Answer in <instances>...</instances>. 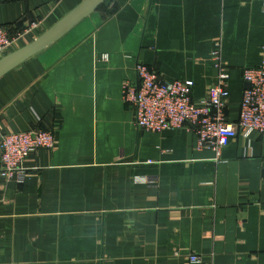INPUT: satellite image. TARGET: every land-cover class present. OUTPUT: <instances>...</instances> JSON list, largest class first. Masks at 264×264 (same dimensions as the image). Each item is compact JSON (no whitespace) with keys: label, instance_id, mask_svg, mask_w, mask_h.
I'll return each mask as SVG.
<instances>
[{"label":"crops","instance_id":"obj_1","mask_svg":"<svg viewBox=\"0 0 264 264\" xmlns=\"http://www.w3.org/2000/svg\"><path fill=\"white\" fill-rule=\"evenodd\" d=\"M83 1L0 0V22L38 21L39 36ZM216 41L236 123L242 70L264 58V0H104L0 76V135L56 137L22 182L0 173V264H264V135L238 133L217 157L186 128L138 129L122 98L137 63L205 97Z\"/></svg>","mask_w":264,"mask_h":264},{"label":"built area","instance_id":"obj_2","mask_svg":"<svg viewBox=\"0 0 264 264\" xmlns=\"http://www.w3.org/2000/svg\"><path fill=\"white\" fill-rule=\"evenodd\" d=\"M39 27L40 22L32 21L28 27L13 34L7 24L0 22V58L10 53L19 39L29 34L36 38ZM211 58L216 69V80L208 88L207 95L198 100L192 96L193 80H162L145 64L137 63V81L122 84V98L134 109L136 127L152 132L186 128L195 135L198 149H210L217 157L238 133L248 135L256 131L264 135V58L258 65L242 70V78L248 82V87L242 92L236 123L227 121L224 115L229 98V72L221 57L219 41L213 45ZM55 141V133L48 130L2 133L1 175L5 178L16 175L17 182H22L27 155L36 149L52 150ZM188 259L190 262H200L201 256L193 253Z\"/></svg>","mask_w":264,"mask_h":264},{"label":"water","instance_id":"obj_3","mask_svg":"<svg viewBox=\"0 0 264 264\" xmlns=\"http://www.w3.org/2000/svg\"><path fill=\"white\" fill-rule=\"evenodd\" d=\"M103 1L104 0H84L71 13L58 21L53 27L37 36L33 41L1 57L0 76L22 60L52 43L81 18L95 10ZM247 87L248 82H245V88Z\"/></svg>","mask_w":264,"mask_h":264},{"label":"rangeland","instance_id":"obj_4","mask_svg":"<svg viewBox=\"0 0 264 264\" xmlns=\"http://www.w3.org/2000/svg\"><path fill=\"white\" fill-rule=\"evenodd\" d=\"M26 37H27V36H26ZM26 37L21 38L20 40L25 39ZM32 37H33V36H28L27 38H28V40H29V39L31 40ZM18 42H19V40H18ZM18 42L16 43V46L18 45Z\"/></svg>","mask_w":264,"mask_h":264}]
</instances>
